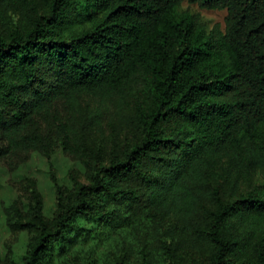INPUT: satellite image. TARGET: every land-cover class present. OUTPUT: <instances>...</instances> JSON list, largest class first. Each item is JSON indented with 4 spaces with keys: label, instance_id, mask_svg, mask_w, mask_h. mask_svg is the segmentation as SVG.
Returning <instances> with one entry per match:
<instances>
[{
    "label": "trees",
    "instance_id": "1",
    "mask_svg": "<svg viewBox=\"0 0 264 264\" xmlns=\"http://www.w3.org/2000/svg\"><path fill=\"white\" fill-rule=\"evenodd\" d=\"M184 1L224 9L223 28L179 12ZM9 5L23 21L0 29V159L41 151L56 203L46 216L30 180L27 209L5 207L12 232L32 233L22 264H47L80 218L113 225L115 205L200 216L209 254L192 264H264V182L225 194L213 170L224 152L264 168V0H0ZM74 16L79 30L68 33ZM128 98L137 136L117 143L111 129L106 156H79L85 180L71 170L72 188L60 184L53 143L82 152L106 104ZM50 120L54 136L41 127ZM230 224L258 238L251 246Z\"/></svg>",
    "mask_w": 264,
    "mask_h": 264
},
{
    "label": "rangeland",
    "instance_id": "2",
    "mask_svg": "<svg viewBox=\"0 0 264 264\" xmlns=\"http://www.w3.org/2000/svg\"><path fill=\"white\" fill-rule=\"evenodd\" d=\"M179 12L188 10L199 15L206 30L213 25L224 26V9L200 8L195 3L182 2ZM22 10L9 5L0 9V29L22 22ZM80 17H71L65 24L68 33L79 30ZM100 128H91L82 143V152L71 147L65 151L59 142L51 146L52 171L60 184L72 188L69 172L73 170L81 180H85V167L79 156L90 155L97 148L109 152L111 129L117 143L127 136H137L133 123V107L130 98L117 106L115 101L106 104ZM61 109L63 110L62 106ZM45 132L54 136L57 124L54 120L41 124ZM10 162V163H9ZM216 184L225 194L232 190L248 188L251 184L264 182V168L248 170L229 152L220 155L214 167ZM30 180H34L44 201L43 212L51 217L56 207L54 187L49 177V164L45 155L35 150L28 155L15 157L12 161L0 159V264H22V256L27 249L32 233L27 230L12 232L6 224L4 209L13 200L17 207L25 211L29 204ZM235 187L231 188V183ZM135 186L136 182H132ZM234 193V191L232 192ZM209 200L207 199L208 203ZM210 204V203H208ZM116 221L109 225L89 217L76 221L77 234H65L52 244L45 256L47 264H192L204 260L209 254V246L202 239L197 225L200 216L180 219L173 214L157 213L144 207L126 208L115 205ZM197 221V223H195ZM229 231L251 246L258 235L241 230L230 224Z\"/></svg>",
    "mask_w": 264,
    "mask_h": 264
}]
</instances>
